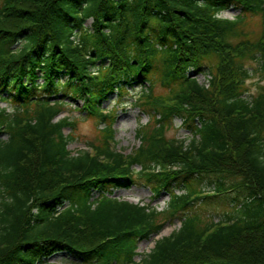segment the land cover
Segmentation results:
<instances>
[{
	"label": "trees",
	"instance_id": "1",
	"mask_svg": "<svg viewBox=\"0 0 264 264\" xmlns=\"http://www.w3.org/2000/svg\"><path fill=\"white\" fill-rule=\"evenodd\" d=\"M231 7L241 14L219 17ZM255 72L264 0H2L0 102L13 111L0 108V264H55L60 252L80 264H264V87L244 91ZM133 84L155 122L126 155L102 105ZM77 99L105 127L73 153L78 122L60 116ZM175 119L189 141L167 138ZM140 182L169 194L165 210L105 195ZM218 203L233 209L218 223L195 211ZM175 219L181 228L137 263L138 244Z\"/></svg>",
	"mask_w": 264,
	"mask_h": 264
},
{
	"label": "rangeland",
	"instance_id": "2",
	"mask_svg": "<svg viewBox=\"0 0 264 264\" xmlns=\"http://www.w3.org/2000/svg\"><path fill=\"white\" fill-rule=\"evenodd\" d=\"M2 4V0H0V6ZM240 10L236 8H230L222 13H220V17L234 19L240 14ZM93 21L90 19L86 22V27H91ZM251 23H257V19L252 21ZM251 25V24H250ZM253 29L248 28V32L253 33L254 31H258L259 26L256 24H252ZM256 33V32H255ZM17 47V46H16ZM208 64L214 66L215 69L217 60L210 58L208 60ZM250 67H257L256 63L249 65ZM198 81L201 84H207V76L199 75ZM42 81L40 80V83ZM264 87V76L261 73H253L251 79H249L244 85L245 97L248 99H252L258 95L259 92L263 90ZM155 94L161 96H168V91L163 88L160 84L155 86ZM142 88L138 84H134V86L126 87L122 93L119 91H115L114 94H110L109 98L103 103L102 109L107 110L108 112L115 113L116 121L114 125V129L116 131V141L118 150L122 151L124 154H130L139 146V141L136 138V131L139 126L146 125L151 123L154 125V117L149 115L148 113H144L141 108L135 105V97L138 98L141 95ZM67 101L70 102L68 98ZM83 104V100L77 99L72 103L71 110L68 109L65 111L61 117L69 116L72 120H77L78 127L75 133L76 141L72 142L69 145V149L73 153H77L79 150L86 149V144L94 141L99 135V131L105 127L104 124H98L93 119H88L85 112L81 111V107ZM1 107L7 108L8 111H13V107L10 103H1ZM66 135L70 133L69 129L65 130ZM166 136L168 139H189L192 137V134L189 129L185 128L182 125V121L180 119H175L171 125L167 127ZM6 135L0 136L1 140H6ZM139 168H137L138 170ZM208 182H205L203 185V189L206 192L205 194H210L213 192L214 188L206 187ZM179 193V190H176ZM114 198H118L121 200L130 201L133 203H141V204H149L153 207L158 208V210H163L167 203L169 202V195L165 191L161 194V196L157 198H153L152 190L149 186L140 182L138 185L126 189H116L113 193ZM195 211L205 220H211L215 222L222 221L225 218L226 214L233 213V209L228 206L226 203H218L214 205L210 204H202L200 206L195 207ZM182 225V222L179 219H175L172 222H167L160 236H154L150 240L142 241L138 245L137 253L139 254L136 257V261H141L142 256L150 253V251L154 247V240L158 237L169 236L175 230H178ZM48 261L50 263L55 264H80L82 262L81 258L70 255L66 252L56 253L51 256Z\"/></svg>",
	"mask_w": 264,
	"mask_h": 264
}]
</instances>
